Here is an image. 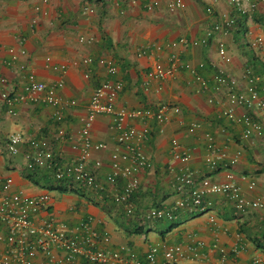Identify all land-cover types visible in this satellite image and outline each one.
<instances>
[{
    "label": "crops",
    "instance_id": "crops-1",
    "mask_svg": "<svg viewBox=\"0 0 264 264\" xmlns=\"http://www.w3.org/2000/svg\"><path fill=\"white\" fill-rule=\"evenodd\" d=\"M170 1L107 0L104 7H95L84 0H0V96L3 92L23 94L26 75L33 72L47 86L62 82L58 96L65 102H76L62 109L63 120L58 122L55 108L43 101V93L36 100L30 98L15 105L13 115L0 99V196L21 191L35 197L49 192V208L41 211L36 221L51 219L60 229L65 227V231L74 233L82 223L89 222L98 236L97 249L109 254L121 252L126 257L134 254L142 264L148 263L147 256L154 248L158 250L156 264H168L165 251L176 246L181 247L182 256L175 264H253L254 258H264V210L241 213L228 197L209 194L203 210H179L174 220L144 219L147 210L172 206L181 198L177 177L186 169L195 173L198 181L210 178L218 183L226 182L228 173H233L247 199L264 195V114L257 107H232L228 102L232 92L244 91L248 68L253 70L264 98V43L253 51L242 41L248 30L254 36L264 35V0L245 4L251 19L228 0H183L186 7L177 14L169 12ZM149 4L154 7L148 9ZM226 17L234 21L233 27L226 34L209 37L213 26ZM82 36L86 38L83 42ZM220 42L232 58L229 64H224L218 54ZM10 49H24L27 57L9 66ZM86 58L91 61L85 64ZM20 62L27 64L26 71L18 68ZM108 62L116 67L115 73L108 72ZM173 63L176 72L172 77L149 75L155 65L169 67ZM62 66L67 68L65 73ZM218 75L234 79L236 84L229 82L218 88ZM197 76L207 82L206 88ZM105 81L123 83L118 105L131 111L163 104L180 108L179 114H170L162 124L148 119L127 122L128 127L139 130L148 127L143 151L153 164L152 170L139 174L140 186L133 198L136 212L131 218L114 203L109 186L105 202L83 189L60 193L36 186L28 175L35 174L37 180L42 175L52 177L53 172L49 168L28 170L24 159L27 146L15 156L6 147L11 134L46 139L55 155L72 163L79 154L75 146L81 142L83 119L92 95ZM227 110H232V118L225 115ZM246 119L263 124L261 136L244 138ZM194 125V131H190ZM59 129L66 133L64 142L57 139ZM116 135L110 118H95L91 140L105 144L106 149L93 150L90 165L102 163L96 169L101 180L112 173L111 155L118 148ZM210 139L225 154L214 168L206 162L211 153ZM173 140L178 141L182 156L190 155L189 161L174 157ZM236 155L238 162L232 165ZM9 179L11 187L5 191ZM0 231L6 237V229L0 227ZM4 251L3 243L0 253ZM64 255L60 249L53 250L56 264H85L82 257L67 263ZM46 261L47 256L37 258L38 264Z\"/></svg>",
    "mask_w": 264,
    "mask_h": 264
},
{
    "label": "built area",
    "instance_id": "built-area-1",
    "mask_svg": "<svg viewBox=\"0 0 264 264\" xmlns=\"http://www.w3.org/2000/svg\"><path fill=\"white\" fill-rule=\"evenodd\" d=\"M230 3L237 6L240 12L251 19L249 0H228ZM255 5L252 6V8ZM154 7V4H149L148 9ZM169 12L177 14L182 11L186 5L183 0H172L167 5ZM90 12H93L91 9ZM234 21L228 17L217 22L212 30L208 32V36L215 33L226 34L233 27ZM84 36L81 41H85ZM92 40V38L90 39ZM185 42L181 40V42ZM243 44L253 51H257L264 43V35H253V32L248 30L243 36ZM11 58L7 65L13 66L17 64L21 58L27 57V52L24 49L9 50ZM218 54L224 64H229L232 61L228 54L227 48L223 42L218 45ZM73 64L78 62L73 60ZM91 60L86 58L83 62L89 63ZM104 64V60H100ZM27 64L20 62L18 68L21 71H26ZM66 66L61 67V72L65 73ZM108 72L113 74L116 72V67L112 62H108ZM176 72L175 63L169 67H164L157 64L149 72L153 78L167 79ZM246 86L243 92H232L228 97V102L232 107H257L260 113L264 114V98L260 96L257 84V78L251 68L245 72ZM197 80L201 82L204 88L207 87V82L197 76ZM217 87L220 88L229 82L236 84L234 79H227L221 75L215 78ZM6 80L2 79V83ZM63 86L62 82L47 86L37 80L33 72H28L26 75V84L24 93L13 95L10 92H3L0 96L2 102L7 106L8 113L15 114V105L22 103L26 99L36 100L37 95L43 93V101L55 108L54 119L58 122L63 120L62 109L68 105H75L76 102L70 103L63 101L58 96V89ZM123 90V83L116 81H105L98 85L92 95L89 103V112L86 118L83 119V128L80 132L81 142L75 148L79 149V154L75 161L67 163L61 155H55L51 144L46 139H31L21 134H11L7 138V151L15 156L21 148L28 147L24 152V159L28 170L35 171L41 168H49L53 172L54 179L64 183L68 190L83 189L86 192L95 194L99 202H105L107 194V186L112 193H109L115 204L124 208L125 214L132 217L136 212V205L133 202L134 195L140 186L139 174L153 169L151 160L143 151V145L148 139L149 129L145 127L139 130L135 127H128L127 122L130 120H156L162 124L169 120L170 114H179L180 108L172 105L163 104L157 107H151L144 110L131 111L123 106L118 105V98ZM212 103L213 100L211 99ZM225 115L232 118V110L225 111ZM97 116L110 118L114 122L116 130V140L118 148L111 155L112 173L105 180H101L96 169L100 168L102 163L96 161L95 165L91 164L93 150L100 151L106 149L103 143L94 144L91 140V130ZM246 129L244 138H249L253 134L259 136L263 133V124L259 120L246 119ZM195 125L190 131H194ZM2 132L0 130V136ZM57 139L64 142L66 133L63 129L57 132ZM210 139L209 150L210 155L207 156L206 162L214 168L217 165V160L225 157L223 152L214 147ZM180 145L177 140H173V155L183 162L190 159V155L182 156L180 154ZM218 158L215 159L214 156ZM239 155L231 159V164L235 165L238 162ZM12 180H7L4 185V190L8 191L11 187ZM254 184H251V188ZM177 190L182 195L178 201L172 206H162L160 208H151L144 214V219L148 222L156 220H174L176 213L179 210H197L205 209V196L216 194L228 197L234 204L237 210L241 213H246L251 210H264V195L257 199L249 200L243 193L240 186L235 182L233 173H228L226 182H213L210 178H203L198 181L195 173L186 169L177 177ZM51 195L45 192L40 196H28L21 191H15L5 196H0V227L7 231L6 237L0 231V246L4 243L5 251L0 253V264H38L37 258L40 255L47 256L48 261L43 264H56L53 256L54 249H60L64 252L63 260L67 263L76 262L78 258H84L85 264H110L112 261L129 264H142L134 254L129 257L124 256L121 252L107 253L96 248L98 236L92 231L89 222L82 223L77 233L65 231L54 224L53 220L42 219L36 221V216L49 208ZM81 231V233H79ZM157 248H154L147 256V264H156L155 256ZM223 255L225 254L222 251ZM182 256L180 246L170 247L165 251V257L168 264H175L177 258ZM253 264H264V258L256 257Z\"/></svg>",
    "mask_w": 264,
    "mask_h": 264
},
{
    "label": "trees",
    "instance_id": "trees-1",
    "mask_svg": "<svg viewBox=\"0 0 264 264\" xmlns=\"http://www.w3.org/2000/svg\"><path fill=\"white\" fill-rule=\"evenodd\" d=\"M84 2H87V3H89V4H91V5L95 6V7L96 6L99 7V5L104 7L107 4V0H84ZM34 175L35 174L32 173V174L28 175L27 177H28V179L33 181V183L36 186H39V187L44 188V189H47L48 191H57V192H60V193L67 192L66 185L64 183L56 181L53 178V174H52V177H51V174L50 175H42L41 177L39 176V178L37 180H36ZM40 181H42L44 184H42ZM72 191H74V190H72Z\"/></svg>",
    "mask_w": 264,
    "mask_h": 264
},
{
    "label": "rangeland",
    "instance_id": "rangeland-1",
    "mask_svg": "<svg viewBox=\"0 0 264 264\" xmlns=\"http://www.w3.org/2000/svg\"><path fill=\"white\" fill-rule=\"evenodd\" d=\"M54 193H55V192H54ZM54 193H53V194H54ZM169 226H170L169 224L166 225V227H169Z\"/></svg>",
    "mask_w": 264,
    "mask_h": 264
}]
</instances>
